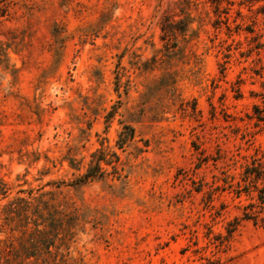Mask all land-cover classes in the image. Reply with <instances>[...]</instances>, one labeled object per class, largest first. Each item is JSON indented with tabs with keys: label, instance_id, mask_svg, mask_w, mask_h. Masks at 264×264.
I'll use <instances>...</instances> for the list:
<instances>
[{
	"label": "rangeland",
	"instance_id": "rangeland-1",
	"mask_svg": "<svg viewBox=\"0 0 264 264\" xmlns=\"http://www.w3.org/2000/svg\"><path fill=\"white\" fill-rule=\"evenodd\" d=\"M263 82L264 0H0V264H264L192 184Z\"/></svg>",
	"mask_w": 264,
	"mask_h": 264
},
{
	"label": "trees",
	"instance_id": "trees-1",
	"mask_svg": "<svg viewBox=\"0 0 264 264\" xmlns=\"http://www.w3.org/2000/svg\"><path fill=\"white\" fill-rule=\"evenodd\" d=\"M206 1L218 5L223 0ZM254 96L259 98V102L254 103L251 112L245 115L246 126L243 128L234 126L233 135L240 142L236 150L230 152L229 157L227 154L217 153L214 157L200 161L197 167H200L203 162H205L204 164L211 162V172H215L211 173L209 180L200 179L192 183L194 191L202 193V201L206 208H213L212 202L223 193L231 194L233 199L237 200L238 206H235V208L238 210L239 215L227 223L228 235L235 232L242 223L251 222L253 225H264V149L261 146H253L255 136L264 134V82L261 85V91L255 93ZM133 134L134 131L131 127L124 126L119 135L121 143L131 140ZM249 148H252L253 153L240 167V172L237 175H230L229 170L235 165V159L239 156L238 152ZM220 163L221 165H219ZM104 175H106L105 171L99 166V163H96L90 166L86 173L76 179L73 184H83ZM242 201L246 203L242 204ZM224 208L225 206L222 205L215 214L220 216L221 210ZM48 232V227L40 231H34V233H38L43 237ZM34 243L38 244L36 241Z\"/></svg>",
	"mask_w": 264,
	"mask_h": 264
}]
</instances>
